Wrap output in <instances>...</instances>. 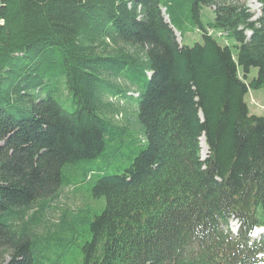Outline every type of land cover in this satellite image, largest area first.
Segmentation results:
<instances>
[{"label":"trees","instance_id":"16d2710c","mask_svg":"<svg viewBox=\"0 0 264 264\" xmlns=\"http://www.w3.org/2000/svg\"><path fill=\"white\" fill-rule=\"evenodd\" d=\"M201 3L147 0L140 23L138 4L130 10L126 0H0V264L263 263L264 236L251 234L264 228V116L246 98L264 89V30L252 43L207 35L179 50L166 14L178 29ZM246 8H221L215 19L264 27V12L250 24ZM107 37L149 46L152 81L112 55ZM126 69L147 90L148 140L103 118V88L120 91L107 81ZM45 83L60 97L69 91L73 110L35 95ZM118 155L129 165L103 174L100 165ZM90 175L88 187H70ZM58 187L86 197L84 206H52L63 191L46 197ZM46 211L60 214L39 233Z\"/></svg>","mask_w":264,"mask_h":264},{"label":"rangeland","instance_id":"374dc122","mask_svg":"<svg viewBox=\"0 0 264 264\" xmlns=\"http://www.w3.org/2000/svg\"><path fill=\"white\" fill-rule=\"evenodd\" d=\"M129 4L130 10L134 8V4H138L137 10V18L136 21L140 23L146 22V11L144 8L147 0H126ZM246 4V6H245ZM229 6H237L240 12L244 8H248L253 18H249L248 23H252L253 21H257L262 16V11L264 12V0H202L200 13L197 19H195L191 24L184 25L181 28H174L171 26L168 15L166 14V8L161 4H157V9L166 14L167 21L164 20V25L171 29L172 35L175 38V43L178 46L179 50L191 49L197 45H202L204 42V37L212 36L216 40H218L222 45H231L236 44L238 41L252 43L254 36L261 34L264 30V27L259 23L255 24L256 27H251L247 24L239 25V26H228L223 21H221L220 17L217 16L215 19V14L219 13L221 8L229 7ZM242 8V9H241ZM246 8V15H248V11ZM224 10V9H223ZM224 10V15L221 17H228V14ZM234 12V11H233ZM232 12V13H233ZM221 13V11H220ZM220 18V19H219ZM161 19L163 20V16L161 15ZM236 27V28H235ZM243 33V34H242ZM264 33V32H263ZM107 43L111 45L113 50H111V54L114 56H121L125 60H127L129 67H143L144 74L148 78L149 81H152L154 77V70L152 68V63L150 60V52L149 46H145L143 49L138 44H126L121 43L119 45H113L109 38H106ZM130 70H125L119 74H113L114 77L110 76L109 82H113V85H117L120 91L117 90H108L110 87L105 86L103 88V93L106 95L103 96V100L107 105H109L108 109L103 113V118L106 121H109L113 124H125L131 127L132 129L137 130V138L144 140H148V135H144L142 133L143 128L145 127L141 115H142V107L141 104L144 96L147 95V90L140 87L138 84H134L130 82V76L128 74ZM116 86V87H117ZM50 84H44V87L36 91L35 95H39L46 100L47 98H52L58 100L62 106L69 111H72V107L67 105L70 97L69 91L67 92L64 88L62 90L61 97L52 90L49 89ZM68 93V94H67ZM253 97V101L252 98ZM36 100V99H35ZM62 100L65 102H62ZM39 101V100H37ZM246 101L249 105L250 111L252 114L257 116H264V89L252 90L248 94ZM142 134V135H141ZM189 146V151L194 154L196 157L201 158V147L196 146L191 141H187ZM4 146V143L0 144V148ZM143 146V145H140ZM180 152V150H178ZM129 151L126 150L123 154H127ZM201 160V159H200ZM202 161V160H201ZM130 161L122 158V155H118V157H111L109 160L105 161V164H101L100 170L105 175H115L122 173L123 169L129 165ZM92 178V175L89 176L88 180H85L83 177H79L74 183L76 185H72L70 187H88L89 180ZM70 188H66L62 190L61 188H57L54 190L51 195L46 198L54 197L63 193L59 196L58 199H55V202L52 206H56L57 204L60 207L68 206L71 208H81L84 206L87 198L81 194H74ZM59 212L56 211H46L45 212V224L38 230L39 233H43L46 230V226L49 223H54L57 221L59 217ZM234 222V221H233ZM235 223L231 224L230 230L232 231ZM256 234L253 236L255 237ZM82 242V241H81ZM76 252H79L80 248L76 246L74 248ZM264 264V256L261 257Z\"/></svg>","mask_w":264,"mask_h":264},{"label":"bare ground","instance_id":"6f19581e","mask_svg":"<svg viewBox=\"0 0 264 264\" xmlns=\"http://www.w3.org/2000/svg\"><path fill=\"white\" fill-rule=\"evenodd\" d=\"M201 147H202V159L205 160L207 155H208V148L206 146V142H205V139L202 138L201 139ZM234 227H235V230H236V227H237V224L235 223L234 224ZM260 237H262V235L258 234L257 236L253 237L252 239H260Z\"/></svg>","mask_w":264,"mask_h":264},{"label":"water","instance_id":"95a60500","mask_svg":"<svg viewBox=\"0 0 264 264\" xmlns=\"http://www.w3.org/2000/svg\"><path fill=\"white\" fill-rule=\"evenodd\" d=\"M201 118L203 119V116L201 115ZM205 138V137H204ZM208 154H209V149H208Z\"/></svg>","mask_w":264,"mask_h":264}]
</instances>
